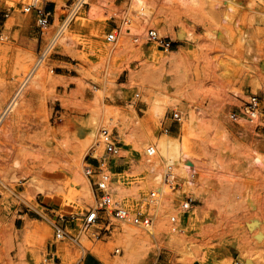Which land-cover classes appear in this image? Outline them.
<instances>
[{
  "label": "rangeland",
  "instance_id": "374dc122",
  "mask_svg": "<svg viewBox=\"0 0 264 264\" xmlns=\"http://www.w3.org/2000/svg\"><path fill=\"white\" fill-rule=\"evenodd\" d=\"M69 1H58L56 20L41 37L35 10L25 9L32 4L41 8L44 0H0V29L5 28L0 35V115L17 98L40 46L59 25ZM261 5L264 0H127L125 8L118 9L108 0H88L79 14L84 19L70 25L66 38L58 41L43 70L22 89L15 108L0 124V207L25 212L41 209L39 203L47 209L46 215L35 214L40 228H47L42 234L0 223V264H82L88 253L82 256L81 236L98 242L94 228L81 229L87 211L95 206L94 195L90 199L84 194V185L92 188L84 167L104 154L103 127L120 141V153L111 163V187L120 206L134 215L150 214L125 203L141 194L150 198L160 187V192L165 190L158 195L159 207L168 220L183 199L193 200L190 217L196 218L197 228H185L190 219L181 232H172L177 243L149 248L140 264H197L205 252L216 253L217 260L264 264V10L257 11ZM114 15L119 25L113 26ZM28 19H34L38 44L16 47L9 32ZM126 20L131 21L130 34L124 27L116 41H108ZM92 24L98 28L89 35L75 32ZM149 29L183 41L182 46L158 49L146 42ZM60 50L80 63L70 86L56 76L53 58ZM252 94L262 103L261 120H234L231 116ZM157 106L159 115H154ZM105 107H111L108 115ZM166 136L182 139L181 150H165L161 140ZM149 147L156 148L154 156L147 155ZM157 154L159 166L148 165L147 159ZM259 154L262 163L257 162ZM163 155L178 162L169 176L171 184L176 183L174 191L164 183L168 165ZM120 172L126 176L123 183L116 177ZM158 174L162 180L156 183ZM49 193L58 198L51 199ZM65 197L74 205L61 203ZM58 215L77 218V227L67 224L75 242H55L49 222ZM110 223L111 232L103 233L100 242L113 241L114 229L124 225L111 217ZM105 224H97L98 232ZM61 246L73 260H63ZM114 251L113 246L112 256ZM85 264L103 263L89 255Z\"/></svg>",
  "mask_w": 264,
  "mask_h": 264
},
{
  "label": "built area",
  "instance_id": "2783aa9c",
  "mask_svg": "<svg viewBox=\"0 0 264 264\" xmlns=\"http://www.w3.org/2000/svg\"><path fill=\"white\" fill-rule=\"evenodd\" d=\"M254 2H260L261 0H253ZM88 5V0H70L64 8V13L59 19V25L50 34L49 39H47L43 45L40 46L37 53V60L32 70H34L42 61L47 59L52 50L55 48L59 37L62 33L70 27V25L76 21L81 11ZM35 10L37 25L41 37L47 33L53 23L51 22V14L46 12L44 7L36 8L35 4L30 5L25 9L26 12ZM5 17L9 16L8 12L4 13ZM131 21L126 20L123 22L122 27H117L113 30L107 37V40L114 42L117 39L118 34L122 33L123 28H126V33L130 34ZM136 37V36H135ZM146 42H151L156 44L157 48L169 51L174 47L173 43L169 41L166 37L161 36L157 30L149 29L146 34ZM31 73V72H30ZM30 75V74H29ZM29 75L21 84L18 93L15 95L17 97L22 89L27 84ZM137 96H139L137 94ZM263 112L262 103L257 95H250L244 104L239 108L236 114L231 117L234 120H238L241 117L248 119L250 122L258 121L261 118ZM179 114H175V119H179ZM261 120V119H260ZM100 143L104 147V154L100 158H95L94 164H86L84 167V173L89 179L93 195L95 199V206L89 211H87L84 219L82 220L81 229L86 231L90 228H94V237L99 240L103 236L111 232V227L113 224L110 223V217L116 219L122 223H129L135 226H139L145 230L151 228L155 222L156 214H132L127 208L120 206L114 200V191L111 187L112 176H111V163L113 159L120 153V141L118 136L106 127L100 130ZM148 156H154L156 153L155 147H149L147 149ZM172 174L171 167H168L167 173L164 176V183L170 186V189L174 191L176 188V183L171 184L169 176ZM158 195H160L159 190L152 191L150 193L149 203L157 205ZM193 209V200L190 198L183 199L179 205L176 207L175 212L169 216L168 223L171 232H181L184 225L190 217V212ZM77 218L74 216L64 217L63 215H58L57 220L50 221L49 224L53 229L55 242H60L65 239H70L75 242V237H73L67 228V224L74 223ZM101 221H107V224L99 230L97 229V224ZM104 233V234H103ZM117 253V251H114Z\"/></svg>",
  "mask_w": 264,
  "mask_h": 264
},
{
  "label": "bare ground",
  "instance_id": "6f19581e",
  "mask_svg": "<svg viewBox=\"0 0 264 264\" xmlns=\"http://www.w3.org/2000/svg\"><path fill=\"white\" fill-rule=\"evenodd\" d=\"M138 1L141 3L143 2V0H138ZM83 19L84 18L79 16L77 21H81ZM66 30H68V28ZM66 30L59 37L58 41L66 38V35H64ZM58 41H57V43H58ZM172 53H174V52H172ZM176 53H179V51H177ZM45 62H46V59L44 61H42L34 70L31 69L30 70L31 73L29 71L30 75L28 74L29 78H28L27 84L29 81H31L36 75H38L43 70V68L45 67ZM17 98H14L12 101H9V103L5 106L3 112L0 115V124L15 108ZM150 111H152V109H150ZM153 111H155L154 115H157V114L159 115V107L158 106ZM110 112H111V107L110 108L109 107L104 108V115H108ZM155 139H157L159 141L158 137H155ZM182 143H183L182 139H179L178 137H173V136H171V137L166 136V138L161 140V146L165 150H171V151L174 150L176 152L181 150ZM163 159L166 162V165H168L167 167H172V166H175L176 164H178V162L175 159L166 157L165 155H163ZM262 159L263 158L259 154V156L257 157V162L262 163L263 162ZM140 162H141V159H139L138 163L140 164ZM159 162H160L159 161V154H157L155 157H153L151 159H147V161H146V163L148 165H151L153 167H158ZM55 177H56V175H55ZM57 177H59V175H57ZM116 177L119 179V181L121 183L126 181V176H125L124 172L117 173ZM155 177L153 178V179H155L154 180L155 182L156 181L159 182L160 179L162 180L161 174L160 175L158 174V176L156 178ZM83 188H84V194L87 195L88 198L92 199L93 193L91 191L92 188L90 187V185L86 184V185H84ZM164 190L165 189H163V192H160V193L161 194L164 193ZM159 191H161L160 187H159ZM178 191H179L178 192L179 194L182 193L180 190H178ZM49 194H50L49 195L50 198L53 200L58 198V196L53 195L52 193H49ZM63 201H66L67 204L74 205L72 203L71 199H67V198L62 199L61 203H63ZM149 202H150L149 198L146 197V195L141 194L139 199H137L136 201H132V202L127 201L125 203V206H127L133 210L136 208H141V209L146 208L149 212L156 214L155 222L151 228H149L148 230L144 229V231L141 232V231L133 228L129 224L123 223L124 225H118L114 229L113 235H112L113 241L108 242V243H103V242H100L99 240H98V242L93 243L90 241V239L87 238V235L84 234L83 236H81V237H83L82 240H80L81 246L83 248L82 256H85L86 253L91 254L94 257H96L103 264H140L141 262L144 261L149 248H151V247L152 248L153 247L161 248L163 245H173V244L177 243L179 241V239L176 237L175 234H173L171 231H169V223H168V220L166 219L164 211H162V207H159L160 203L158 202L157 205H154V204H150ZM76 209H78V208H76ZM139 213H141V212H139ZM192 213H193V215H197L198 211L196 209H194ZM192 218H193L192 223L190 222L189 225L186 226L185 228H188L189 226H191L194 229L197 228V226H198L197 220H196V218H194L191 215L190 219H192ZM37 225H39L38 222H33V221L28 220L27 225L24 229V232L27 234H31V233L42 234L44 232H47V228L41 229L40 227H37ZM113 246H114V250L117 251L115 256L111 255ZM59 249L61 250L60 255L64 261L73 260L70 256V254L67 255V252H65V250H66L65 246H61V247H59ZM215 254H212V252L211 253L205 252L203 259L201 261H199L197 264H239V263H233L231 258H229V257H223L220 260H217L215 257Z\"/></svg>",
  "mask_w": 264,
  "mask_h": 264
},
{
  "label": "crops",
  "instance_id": "0c3cea01",
  "mask_svg": "<svg viewBox=\"0 0 264 264\" xmlns=\"http://www.w3.org/2000/svg\"><path fill=\"white\" fill-rule=\"evenodd\" d=\"M58 1L59 0H44L43 7H44L46 12H49L51 14V20H53V22H55V20H56L58 9H59V2ZM108 1L111 2L112 5L118 9L125 8V5L127 4V0H108ZM263 10H264V6H262V5L259 6V8H257L258 12L263 11ZM110 19H113V20H111L113 23V26L115 24L119 25V23L121 22V20L118 19L115 15L113 17H111ZM30 21L33 22L32 26L29 25ZM96 28H98L96 26V24H92V25L88 26L87 28L80 27V28H78V30H75V32L80 34V35L86 36V35H89L91 30H93V29L95 30ZM4 31H5V28L3 26L0 29V35H3ZM175 32H176V30H175ZM16 35H17V37H16ZM15 37H16V40H15ZM9 38H10V41L12 43H14L16 47L23 48V49H28L29 47H33V46L36 47L38 44V34L35 32L34 19H28L27 24L21 23L17 27L13 28L9 32ZM166 38L169 41H171L175 47L179 48L182 46L183 41L178 40V39H174L171 35L166 36ZM11 51L15 54L17 50L15 47H13L11 49ZM53 63L56 64V67H55V69L57 70L56 76L59 78L60 81H63V82L67 81L69 83V86H70L73 82L72 80L76 79L78 77L76 73L78 72L77 70H78V67L80 66V63L75 57L71 56L69 53L64 52L63 50H60L58 52V55L53 58ZM17 93H18V91L16 92V94ZM37 204L39 207H41V209H26V211L24 212V211H19L20 209L17 208L14 211V213L12 210L14 207L11 208V212H8V211H6V209H7L6 206L5 207L1 206L0 207V223H2V224L7 223L11 227L13 226L16 229H21V230L25 229L28 220L33 221V222H38V224H39L40 220L38 219V217L36 215H38V216H43V214L46 215L44 210H47V209L45 208V206L40 205L39 203H37ZM48 211H50V210H48ZM42 212H44V213H42ZM14 214H16V215L13 216ZM189 220H190V217H189L188 221L186 222V224L189 222ZM37 227H40V226L37 225ZM89 255H91V254H87L84 257L82 264H85V260L87 259V257ZM91 256L93 257V259L95 261L98 260L93 255H91Z\"/></svg>",
  "mask_w": 264,
  "mask_h": 264
}]
</instances>
